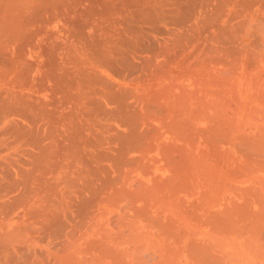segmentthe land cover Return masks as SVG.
Wrapping results in <instances>:
<instances>
[{"label": "bare ground", "instance_id": "bare-ground-1", "mask_svg": "<svg viewBox=\"0 0 264 264\" xmlns=\"http://www.w3.org/2000/svg\"><path fill=\"white\" fill-rule=\"evenodd\" d=\"M260 22L264 23V0H0V264H167L175 262L174 258L181 253L185 264H264V221L254 219L259 215L258 206L260 212L263 210L264 199L257 209L254 207L257 214H253L255 205L251 206L250 200L258 199L259 195H255L257 198L248 196L252 192L246 195L249 187H244L247 197L245 202V197L242 200L248 204L240 200L243 188L238 189L241 193L238 196L244 205H239L233 195L229 198L235 199V206L243 205L242 209L232 206L233 210L235 207V211L242 212L251 207L252 214L250 208V212L236 211L234 217L232 211L224 215L222 208H218L227 199L225 202L220 199V205L215 203L213 207L219 206L215 210L221 213L214 212L220 217L211 209L209 213L215 215L211 213L209 219L208 214V222L204 218L210 230H205L208 241L204 244L202 240L201 244L180 241L194 230L197 219L190 217L194 224L191 221V230L188 229L191 226L186 227L189 231L176 225L180 228L178 231L184 232L179 233V236L183 234L179 239H174L178 236L177 228L167 219L168 222L152 215L154 210L165 206L175 208L168 214L178 215L173 214L181 203L177 191L181 184L184 187L189 184L191 176L187 175V168L200 162L201 156L196 157L195 153L198 138L207 137L201 141L204 142L202 149L205 141L208 145L212 142L217 145L221 135L217 136L218 140L216 135L213 137L220 129L216 127V133L211 134L214 124L228 118V108L238 110L243 106L247 47L254 41L253 30L249 34V28L258 23L256 26H261ZM255 38L258 42L259 37ZM250 55L248 59L252 58ZM253 82L255 88L257 82L255 79ZM261 99L259 102H264ZM199 124L213 126L204 129ZM257 131L254 135L250 132L253 136L250 133L249 136L255 137L257 133L259 138L263 137L264 129L257 128ZM230 138H233L231 132ZM249 140L254 147V139ZM257 141L256 145L260 146ZM246 142H241L243 145L238 142L241 146L237 147L245 148L246 152L240 150L247 159L244 158L246 163L243 159L242 162L249 169L253 167L250 162L253 164L255 160L247 158L248 151H259V146L257 150L251 149ZM263 150L255 153L259 154L254 156L256 161L257 156L264 154ZM197 151L199 155L206 154L203 150ZM155 153L164 157L152 158ZM193 157L199 160L194 161ZM161 158L167 162L162 161L163 166L171 167V174L167 170L170 177L161 176V170H165L158 163ZM226 161L232 160L227 157ZM208 163L205 162L207 166L214 165ZM201 167L196 170L194 165L198 174L195 170L189 173L196 174L195 179L191 178L190 187L196 178L204 175L210 189V183L215 182L210 180L217 178L213 171L220 166L207 168L213 170L209 173ZM262 167L252 168L253 173ZM157 169L161 172H156L159 176L154 172ZM229 171L239 174L236 168L232 169L234 172ZM210 173L215 177L209 180ZM147 174H151V180L156 176L161 178L156 177V182L150 184ZM224 174L219 175V181L217 178L218 184L222 185L220 181L224 179L228 181L223 184L231 193L229 189H235L229 183L233 175L229 179L225 176L226 180ZM237 176L236 179L240 177ZM261 179L264 178L257 181L262 182ZM257 181L254 185L249 182L250 186L256 187L255 191L261 187L257 191L264 197V192L261 193L264 184L255 186ZM201 183L199 187L204 190L200 192L205 194L208 186L204 188L205 184ZM154 190L160 195H152ZM186 192L188 195L189 191ZM206 194L210 198L215 195ZM208 202L203 204L207 206ZM211 202L216 201L211 198ZM227 203L224 207L229 206ZM198 206L199 209L201 204ZM193 210L187 213L194 215ZM187 213L183 210L178 217L186 221ZM195 214L203 222L197 209ZM236 214L252 215L251 218L254 215V220L245 217L248 221L243 222V216ZM135 220L158 224L155 226L159 232L156 227L153 229V224V227L146 225L157 234L148 236L151 228L142 230ZM185 224L181 223V227ZM134 225L142 233L139 231L137 235ZM144 231L148 235H142ZM192 232L190 236L197 235ZM171 237L179 241L182 248L177 249L183 252L171 249L177 243L170 241ZM161 242L163 245L172 242L169 247L172 251Z\"/></svg>", "mask_w": 264, "mask_h": 264}, {"label": "rangeland", "instance_id": "rangeland-1", "mask_svg": "<svg viewBox=\"0 0 264 264\" xmlns=\"http://www.w3.org/2000/svg\"><path fill=\"white\" fill-rule=\"evenodd\" d=\"M260 23H261V22H260ZM256 25H259V23L256 24ZM256 25L252 26V28H249V34L252 32L251 30H253V32L251 33V36H252V34H254V35H253L254 37H252L254 41H253L252 44L249 42L250 45H249V43L247 44V46H248V45H249V46L247 47L248 50H247V53H246L247 55H246V60H245V69L247 68V69H246L247 71L245 70V79H244V91H245L244 104H243V106H242L240 109L238 108V110H237V109L235 110V109L232 108V107L228 108L227 111H228V115H229V116H227L228 118L225 119L226 122H225V120H224V122L222 121V122H219V124H218V123H217V124L215 123L216 125H215V124H214V126L212 125V126H213V128H212L213 130H211V134H213L212 131H214V132L216 131V129H214L215 127H216L217 129H218V128H220V129L217 130V131H218L217 133H219V135L215 132L216 134H213L214 136L211 135V137H212V136L215 137V135H216V138H217V136H220V135H221V139L223 138L222 140H221V139L218 140V138H217V139L214 138L215 140H218V141H217V145H215V142H212L211 144H209V145H211V146H209V145L207 144L208 142L205 141V144H207V145L205 146V144H204V148L206 147L205 149L208 150V151L206 150L207 152H205V151H204L205 149H204V148L202 149V146H201V144H203L204 142L202 143L201 141L206 140L207 137L205 136V137H202V138H201V137L198 138V141H197V143H198V144H197L198 149L196 148V152H195V153H196V157H197V155H198V156H201V158L199 157V158H200V162L198 161L199 159L197 160V158H194V157H195V156H194V157H193V158H194L193 160L195 161V159H196V160L198 161L199 164H198V163L196 164V162L193 163V164H192V167L187 168V169H188L187 172H189V173L191 172V173H192L193 170H195L194 165H196V170H197V168L199 169V167H201V166H202L201 168H203L204 165L207 166V164H205V162H209L208 164L211 163V164H214L215 166H216V164H217V166H220V168H221V169H220L219 167L216 166L218 171L215 169L216 167H215L214 165H212V167H211L210 165H208L207 167H204V168H205V170H206L207 168H209L210 170H211V168L215 169L217 172H216L215 170H214L215 172H214L213 170H212V171H213V175H214V173L216 174L215 176H217L218 181L221 179V178L219 177V175H220V174H221V175L224 174V173H222V172H225L223 178H226V177H227V178L229 179L230 177H232L230 174H232V175H233V179L230 178V179H229V183H230V185H231V184L235 185L234 187L231 186L232 189L235 188L234 191H235V190L237 191L238 189L242 190L241 188H243V191H241V192L244 194V191H245V188H244V187H249V188H251V189L248 188V189H249V190H248L249 192H248V193L246 192V193H247L246 195H248L250 192H252V193L248 195L249 197L251 196V197L257 198V197H258L257 195H259V197H258L259 200H258V199H253V198H252V200H250V201H252L253 203L251 204V202H250V203H249V206H250V204H251V206H253V204L255 205V206H253V214H257L256 212L259 211V215H258V214L255 215V216H257V218L255 217L254 219H255V220H256V219H259V220L264 221V208H263L264 206L262 207L263 210H262L261 212H260L261 207L258 206V205L260 204V203H259L260 200L264 199V197L262 196L263 194L261 195V194L259 193V192H260V189H259V188H261V187H258V188H257V190L259 191V192H258L257 190H256V191L254 190L256 187L252 186V187H254V188L252 189V187L250 186L251 184L254 185V184H253L254 181H257L258 178H261V177L264 178V173H263V172H264V171H263V170H264V154H263L264 150L262 151V154H263V155L260 156V157H262V158H260L259 156H257V157L259 158V159L257 158V161L260 160L261 162H260V161L257 162L256 159H254V156L259 155V154H255V153H256V152L258 153L260 150H262V148L264 149V141H263L264 139H262V138L264 137V135H263V137L260 136L261 138H259V135L257 134V133H258L257 128H261V131L264 129V128L261 127V126L264 127V112H263V111H264V102H261V101H262V99H261L262 97H263V101H264V96H263V94H264V82H263V81H264V72H262V71H264V63H262V59H263V62H264V55H262V52L264 53V48H263V47H264V46H263V45H264V31H263V30H264V23H263V24L261 23V26H259V27L256 26ZM257 27H258L259 31L257 30ZM256 30H257V31H256ZM250 31H251V32H250ZM258 33H259V34H258ZM261 33H262V34H261ZM259 35H260V36H259ZM261 35H262V37H261ZM255 37H257V38L259 37V39H261L260 41H259V39H258V42H259V43L257 42V40H255V39H256ZM255 43H256V44H255ZM249 48H250V49H249ZM257 48H258V49H257ZM260 48H261V50H260ZM262 49H263V50H262ZM249 50H250V51H249ZM257 50H258V51H257ZM254 51H257L259 54L261 53L260 56H259V54H258L257 52H255L257 55H256L255 53L253 54ZM248 52H251V53H249V54H251V55H250V56L252 57V58L250 57L251 59H248V57H249V56H248V55H249ZM252 54H253V56H252ZM255 55H256V56H255ZM254 56H255V57H254ZM258 56H259V59H258ZM256 57H257V58H256ZM255 59H256L257 61H256ZM260 59H261V61L259 62ZM258 62H259V63H258ZM249 64H250V66H249ZM251 65H252V67H251ZM255 66H256V67H255ZM248 67H249V69H248ZM252 68H254V70H253ZM257 68H258V69H257ZM250 69H251V70H250ZM261 69H262V70H261ZM258 70H259V71H258ZM260 70H261V71H260ZM248 71H249V72H248ZM257 71H258L259 73H258ZM260 72H261V74H260ZM256 74H257L258 76H260V78H259ZM259 74H260V75H259ZM261 75H262V76H261ZM254 76H255V77H254ZM249 78H250V80H249ZM251 79H252V80H251ZM253 79H255V81L257 82V83H256L257 85L255 86V88L253 87V86H254L253 84H255V83L253 82ZM262 79H263V81H262ZM247 80H248V81H247ZM257 80H258V81H257ZM259 80H260L261 82H260ZM249 81H250V82H249ZM251 82H253V83H252V87L250 86V85H251ZM247 83H248V84H247ZM261 83H262V84H261ZM250 87H251V88H250ZM259 87L262 89L263 92H261V89L259 90ZM252 88H253V90H252ZM256 88H257V90H256ZM248 90H249V91H248ZM251 90H252L253 92L256 90V91L254 92V93H256V94L254 95V93H253ZM247 94H248L249 96H248ZM260 94H261L262 96H261ZM252 95H254V96H252ZM258 96H260V97H258ZM253 97H254V98H253ZM259 98L261 99L260 102H259V100H260ZM258 99H259V100H258ZM247 100H248V102H250L249 104H248V102H246ZM250 100H251V101H250ZM254 103H256V104H254ZM246 104H248V105L246 106ZM253 104L256 105V106H254ZM254 107L256 108V112H255V113H256L257 115H255V113H254V111H255V108H254ZM257 107H258V108H257ZM259 108H260V109L263 108V109L260 110ZM248 109H249V110H248ZM250 109H251V110H250ZM258 110H259L260 112H259ZM227 111H226V112H227ZM231 111L236 113V115H235L236 117H235V118H234V114H235V113H232ZM238 111H239V112H238ZM250 111H251V113H250ZM257 111H258V112H257ZM230 112H231L232 114H229ZM262 113H263V114H262ZM248 114H249V115H248ZM261 114H262L263 117L261 116ZM231 115L233 116V120L230 119V118H232ZM250 115H251V116H250ZM259 115H260V116H259ZM230 116H231V117H230ZM259 118H260V119H259ZM229 119H230V120H229ZM255 119H256V120H255ZM227 120H228V121H227ZM237 120H238V121H237ZM228 122H229V123H228ZM233 122H234V123H233ZM262 122H263V124H262ZM224 123H225V124H224ZM232 123H233L234 126L231 125ZM259 123L262 124V125H260ZM226 124H227V125H226ZM255 124L258 125V126L260 125V126L258 127V126H256ZM200 125H202V126H200ZM228 125H229V127H228ZM206 126H207L208 128H211V127H212V126L210 127V126H208V125H206ZM206 126H204L203 124H199V127H200V128L203 127V128L205 129ZM218 126H221V127H218ZM255 126H256L257 128H256ZM207 127H206V128H207ZM232 127H234V128L231 129ZM251 127H252V128H251ZM253 128H254V129H253ZM255 128H256V129H255ZM222 129H223V130H222ZM225 129H226V130H225ZM230 129H231V130H230ZM258 130H259V129H258ZM219 131H221V132H219ZM255 131H257L256 136H255L256 139H255V137H251V136H253V135L255 134ZM261 131H260V132H261ZM230 132H231V137H233L232 139L230 138ZM250 132H252L253 135H252ZM253 132H254V133H253ZM249 133H250L251 136H249ZM263 133H264V132H263ZM263 133H259V134L261 135V134H263ZM241 134H242V135H241ZM247 134H248V135H247ZM165 135H167V133H166ZM234 135H235V136H234ZM243 135H247V136H244V137H247L246 140L248 141V143H249V141H250L249 139H251V140L254 139V140H252L253 142H252V141H251V142L254 143V141H255V145H254V144H252V145L256 148V150L258 149V148H257V145H258V144L256 145V141H257L258 139L261 140V143H260V141H257V142L260 144V146L263 145V146H261L262 148L258 145V146H259V151H258V150H257V151H255V150H250V151L252 152V154H250V155H249L250 151L247 150V151H248V157H247V158L250 157L249 159H251L252 162L255 160V161L253 162V164H252V163L249 161V159H248V161L250 162V164L253 165V167H251V168H249V169H251V171H252V168L258 169L257 167H259V168L261 169V167L263 166L261 171L258 170V173H257V171L255 170L254 173H255L256 175L253 173L254 169H253L252 172H250V170L247 168L248 165H247V164L245 165V163H246L245 160H247V159H246V157L243 156V154L241 153V151H243L245 148L243 147V149L241 150V149H240L241 147H240V148L238 149V147H239L238 145H240V144H238V142H239V143H241V142L243 143L244 141L246 142L245 138L242 137ZM209 136H210V135H208V139H210ZM222 136H223V137H222ZM236 136H237V139L235 138ZM239 136H241V139L244 138V140H243V139H242V140H241V139H238ZM226 137H229V138L231 139V143H232V140H233L234 142L236 141V142H235V143H236L235 145H234V142L232 143V144H233L232 147L234 146V148H231V143H229L230 140L228 141L229 138L226 139ZM248 137H251V138L248 139ZM203 138H206V139L203 140ZM257 138H258V139H257ZM211 139H213V138H211ZM214 139H213V140H214ZM171 140H173V139H171ZM213 140H210V141L208 140V141H209V143H210V142L213 141ZM240 140H241V141H240ZM227 142H228V143H227ZM213 143H214V144H213ZM222 143H223V144H222ZM242 143H241V144H242ZM246 144H247V142L244 144V146H245ZM213 145H215V147H216V148L214 147V150H213ZM227 145L229 146V148H228ZM242 145H243V144H242ZM199 146H200V147H199ZM217 146H219V147H217ZM226 146H227V147H226ZM237 146H238V147H237ZM240 146H241V145H240ZM249 146H251L250 143H249ZM236 147H237V148H236ZM254 147L251 146V149H254ZM209 148H210V149H209ZM225 148H226V149H225ZM227 148L229 149L230 153H229V151H227V150H228ZM247 148H248V147H247ZM247 148H246V149H247ZM200 149H202L203 152H205L206 154L203 155V156H202V155H199V153L197 154V152H198L197 150L200 151ZM202 150H201V151H202ZM225 150H226V151H225ZM240 150H241V151H240ZM201 151H200V152H201ZM224 151H225L228 155H227ZM203 152H202V153H203ZM243 152H246V151L244 150ZM213 153H215V154L213 155ZM221 153H222V154H221ZM231 153H232V154H231ZM253 153H254V155H253ZM153 154H154V153H153ZM158 154H159V153H158ZM158 154L155 153L154 156L152 155V156H153L152 158H154L155 156H157L159 159H160V157H164V156H162V154H161V156L158 155ZM203 154H204V153H203ZM218 154H219V155H218ZM217 155H218V156L221 155L220 157H222V158L218 157ZM225 155H226L227 157H230V160H232V161H230V162L228 163L227 161H229V158H228V160L226 161L227 157H226ZM229 155H230V156H229ZM231 155H232V158H231ZM238 155H239V156H238ZM245 155L247 156V154H245ZM260 155H261V152H260ZM214 156H215V157H214ZM216 156H217V157H216ZM223 156L226 157V158L224 159ZM252 156H253V157H252ZM206 157H207V158H206ZM233 157H234V158H233ZM214 158H215V159H214ZM244 158H245V160H244ZM252 158H253V159H252ZM255 158H256V157H255ZM155 159H157V158H155ZM159 159H158V163H159V161H160L159 164H161L162 161H165V162H166V160H164L163 158H161L162 160H159ZM205 159H206V160H205ZM212 159H214V160L220 159V161L217 160V162H218V163H217V162H215V161L212 160ZM221 159H222V161H221ZM223 159H224L226 162H225ZM235 159H236V160H235ZM242 159L244 160L243 162H245L244 164H243V162H242ZM153 160H154V159H153ZM193 160H192V161H193ZM203 160H205V161H203ZM209 160H210V161H209ZM248 161H247V162H248ZM156 162H157V161H155V163H156ZM165 162H164V163H165ZM203 162H204V165H203ZM213 162H214V163H213ZM219 162H220V164H219ZM222 162L225 163V164H223ZM255 162L258 163L256 167L254 166V165H255V164H254ZM158 163H157V165H158ZM162 163H163V162H162ZM166 163H167V162H166ZM201 163H202V164H201ZM227 163H228V164H227ZM239 163H240V164H239ZM241 163H242L243 165H242ZM262 163H263V164H262ZM200 164H201V165H200ZM235 164H236V165H235ZM238 164H239L240 166H238ZM260 164H261L262 166H261ZM161 165H162V164H161ZM161 165H158V166H160V169H162V167H163V170H164V169H165V170H164V171L161 170V172H163V173L161 174L160 170L157 169V170L154 171L155 174L158 175V173H156V172L159 171L160 174H161V176L167 174L166 176H169V177H170V174H171V172H170L171 170L169 169L170 166H169L168 164H166V166H167V168H168V169H167V168H165V167H166L165 165H164L165 167H164L163 165H162V167H161ZM224 165L228 166V168H227L226 166H224ZM234 165L237 166L238 168L235 167ZM259 165H260V166H259ZM222 166H223V167H222ZM244 166H247V167H244ZM210 167H211V168H210ZM214 167H215V168H214ZM225 167L227 168L228 171H229L230 169H231V171H232V169H234V171H235V168H236V171H238V173H239L238 176H240V177H238V176L236 175V173H235V174H234V173H230V171H229L230 174H228V171H226V168H225ZM170 168H171V167H170ZM204 168H203V169H204ZM242 168H243V169H242ZM244 168H246L247 170L244 169ZM187 169H186V170H187ZM219 169H220V171H219ZM223 169H225V170L223 171ZM239 169H240V170H243L244 173H245V172H248V173H246V174L248 175V177H247V175L244 174V173L241 174ZM167 170L170 172V174H169V172H168ZM190 170H191V171H190ZM196 170H195V172H196V174H198V172H197ZM201 170H202V169H201ZM201 170H199V172H200ZM205 170H202V171H205ZM210 170L208 171V169H207L205 172H206V173L212 172V171H210ZM221 170H222V172H221ZM172 171H173V170H172ZM202 171H201V172H202ZM234 171H232V172H234ZM218 172H220L219 175H217ZM226 172H227V173H226ZM260 172H261V174H259ZM189 173H188L187 175L191 176V178L194 177V179H195L196 174L194 173V174L190 175L191 173H190V174H189ZM250 173L252 174V176H251ZM168 174H169V175H168ZM203 174H205V173L203 172ZM147 175H148V176H145V177H149V179L151 180V178H152V177H150L151 174H147ZM156 175H155V176H156ZM201 175H202V173L200 174V176H201ZM205 175H207V174H205ZM210 175H211V173H210ZM213 175L209 176L210 178H207V177L205 176V178H207V179L210 180V179H212V177H215V176H213ZM221 175H220V176H221ZM234 175H236V176L238 177L237 179H240V180L237 181L236 176H234ZM249 175H250V178H249ZM259 175H260V176H259ZM261 175H262V176H261ZM135 176H136V175H135ZM152 176L155 177L154 175H152ZM158 176H159V175H158ZM158 176H156V177H157V180H159V179L161 178V176H160V177H158ZM185 176H186V174H185ZM192 176H193V177H192ZM207 176H208V175H207ZM222 176H223V175H222ZM225 176H226V177H225ZM241 176L243 177V179H242ZM245 176H246V179L244 178ZM253 176H254V177H253ZM156 177H155V178H156ZM163 177H164V176H163ZM169 177H168V178H169ZM183 177H184V176H183ZM197 177H198V176H197ZM234 177H235L236 181L234 180ZM155 178H153V180H151V181H150L148 178H145V179H148L149 181H148V180H146V181H148L150 184H152L153 181L156 182V180H154ZM164 178H166V177H164ZM184 178H187V177H184ZM191 178H188V180H190V181H188L189 184L187 183L188 185H185V187H184V185L182 186V184H181V186L179 185L180 188L178 187L179 190H178V188H177V190H178V191H177V192H178V193H177V194H178V197L181 198V199L178 198V199H179L178 202L180 203V201H181V203L183 202V203H182L183 205L188 206L186 209H184L185 207H184L183 205L181 206V203H180V204L178 203V204L181 206V207H179V205H177V207H178V208H177V211H179V212H177L176 210H175L176 212L173 211V214L178 213V215L175 214L174 216H172V215L169 213L171 217L169 216L168 212H170V210L172 211V210L175 209L173 206H165L163 209L161 208V209L163 210L162 213H160L162 210H154V211L152 212V213H153L152 215H154L155 217H158L159 219L162 218V220H164V221H167V220H168L169 223L172 224L173 227H174V226L176 227V225H177V226L180 227V228H184V230H187L186 227L188 228V227H190V226H191V228H188V229L191 230L192 227H193L192 225L194 224V223H193L194 220L192 221V219H193V218H194V219H197L198 222H196L197 220H195V222H196L195 224H196L197 226L194 225V227L196 226V227H195L196 229L193 227L194 230H192V231H195V233L197 232V235L195 234L196 236H195V235H191V236H190V234H192L193 232L187 230V231H189V232H191V233H188V232L186 231V232L188 233V235L185 234L184 236H186V237H183V238H182L181 236H182L183 234H180L181 236H179V233H181V231H183V230L181 229L180 231H178L180 228L176 227V228H177L176 230L178 231V236L176 235L177 238H176L175 236H174L175 238H174V237H173V238H174V239H179V238L181 237L180 241L183 240L181 243H184V241L187 242V243H188L189 241H191V243H192V242L196 243V242L199 241V244H201V243L204 244V242H205L206 239H207V240H206L205 243H207V241H208L207 234H206L207 232L205 233V230L208 231V232L210 231V230H208V226H207L208 224L205 223L204 218L207 220V222H208V219H207L208 217H209V219H211V216H210V215H211L212 212L209 213V212L211 211V209H212V211L214 212V210H215L216 208L219 207L218 205H220V199L222 200L221 202H225L224 199H227V200H226V203H227V202H229V203H227L226 206L229 205V206L232 207V206H235V204H236V203L234 204L235 199L238 198V203H239V205H240V204H243V203L246 201V197H247V196H245V194H244V196H242L243 194L241 195L240 200L242 201V200L245 199L244 202L242 201L243 203H241V201L239 200V196H240V194H241V193H240V190H238L239 193L235 195L236 191L234 192L233 190H231V189L228 188L230 185H227V188L230 190L229 192H231V193H228V190H227L226 187H225L226 185L223 184V183L225 182V179H224L223 181H222V180L220 181V182H222V185H221V183L218 184L217 178H214V180L212 179V181L210 180V182L215 181L214 183H210L211 185H212V184L214 185V184L216 183V181H217V183H216L214 186H217V187H218L217 190L219 189V191H216V188H215L213 185H212L213 188H212V186L210 185V187H211L210 189H213V190L209 191L210 189H209L208 184H207L208 188H207V186H206V184H205L208 180L204 179V175L201 176L202 179L199 178V177L196 178L195 182H194L193 185L190 187V185H191L190 182L192 181ZM219 178H220V179H219ZM223 178H222V179H223ZM227 178H226V180H227ZM203 179H204V180H203ZM215 179H216V180H215ZM244 179H245V180H244ZM162 180H163V178H162ZM164 180H165V179H164ZM185 180H186V179H185ZM199 180H200V181H199ZM241 180H243L245 184H244L243 181H241ZM248 180H249V181H248ZM193 181H194V180H193ZM202 181H203V185L205 184V185H204V186H205L204 188H207V190L204 191L205 194H203V192H200V191H203V190H204V189H202V187H199L200 185L202 186V183H201ZM205 181H206V182H205ZM230 181H231V182H230ZM251 181H252V182H251ZM260 181H262V179H261ZM263 181H264V179H263ZM263 181H262V182L257 181V182H258V185H257V182H256V183H255V186H259V183H260V186H262V185L264 184ZM154 182H153V184H154ZM185 182H186V181H185ZM196 182H197V183H196ZM226 182H228V181H226ZM226 182H225V184H227ZM239 182H241V183H239ZM246 182H248V183L250 182L251 184H250V183L247 184ZM191 183H192V182H191ZM198 183H199L200 185H199ZM208 183H209V181H208ZM262 183H263V184H262ZM194 184L197 185L198 188L195 187ZM217 184H218V185H217ZM241 184H242V185H241ZM220 185H221L222 187H220ZM237 185H238V186H237ZM192 187H193V189H194V187H195V189H197V190H196L197 192L192 193L191 191H194V190H195V189L192 190ZM219 187H220V188H219ZM223 187H225V188H223ZM237 187H238V188H237ZM236 188H237V189H236ZM190 189H191V190H190ZM208 189H209V190H208ZM220 189H221V191H222L223 193L220 191ZM163 190H164V189H163ZM250 190H254V191H250ZM262 190H264V188H263ZM262 190H261V193L264 192V191H262ZM186 191H187V192H186ZM188 191H189V194L186 195L185 192L188 193ZM206 191H209V192H206ZM214 191H215V193H214ZM238 191H237V192H238ZM152 192H153V194H152V193H150V194H152V195L155 196V194L157 193V190H154V191H152ZM190 192H191L192 194H190ZM212 192H213V193H212ZM220 192H221V193H220ZM224 192H227L228 194H226V193H224ZM232 192H233V193H232ZM254 192H255V193H254ZM154 193H155V194H154ZM158 193H159V194H158ZM158 193H157V194H158V196H159V195H160V192H158ZM182 193H183V194H182ZM196 193H197V194H196ZM200 193H201V194H200ZM206 193H211V194H212L211 196H213L214 194L216 195V193H217V194H218V195H217V196H218L217 199L220 197V198L218 199L219 201H218L216 198H214V196H215V195H214V196L211 197V198H212V200L214 199V201H216V202H214V203L211 202V203H212V204H211V203H210L211 198H210V196H209L208 194H206ZM157 194H156V196H157ZM179 194H182L184 197H182V195H179ZM202 194H203V195H202ZM252 194H253L254 196H252ZM199 195H200V196H199ZM204 195H205L207 198H208V196H209V198L206 199V197H205ZM226 195L228 196V198H229L231 195H233V196H234L233 198H235V199L233 200V198L231 197V199L229 198V200H228V198H227ZM238 195H239V196H238ZM255 195H256L257 197H256ZM202 196H204V199H205V200L203 199L204 202H206L207 200L209 201V202H208L209 204H207L208 207L205 206L206 203L203 204V203H204L203 201H202L201 203H198V202H200V201L202 200V198H203ZM223 196H225V198H224ZM236 196H238V197H236ZM139 197H140V196H139ZM139 197H137V198L140 199ZM199 197H200V198H199ZM244 197H245V198H244ZM249 197H248V200H249ZM182 198L184 199L183 201H182ZM198 198H199V199H198ZM243 198H244V199H243ZM200 199H201V200H200ZM209 199H210V200H209ZM255 200H258V202L255 201ZM231 201H232L233 205H232ZM233 201H234V202H233ZM236 201H237V200H236ZM239 201H240V202H239ZM218 202H219V203H218ZM136 203H139V202L136 201ZM184 203H185V204H184ZM190 203H191V204H190ZM197 203H198V204H201L200 208L202 207V209H204V208L206 207V209H204V210H202V209H200V208L198 209L199 206H198ZM215 203H217L218 205H217V207L213 208V207L216 205ZM226 203H225V204H226ZM230 203H231V205H230ZM194 204H195V205H194ZM196 204H197V205H196ZM214 204H215V205H214ZM225 204H224V205H225ZM244 204H245V203H244ZM244 204H243V205H244ZM246 204H248V203H246ZM246 204H245V205H246ZM191 205H192V206H191ZM211 205H212V208H211ZM224 205L221 204L220 206H223V207H224ZM243 205H242V206H243ZM260 205H261V204H260ZM194 206H195V207H194ZM197 206H198V207H197ZM229 206H228V207H224V208H223V207H220V208H218V209H220V210H221V208H222V210H224L225 208H226V209H229V210H226V209H225V210H226V211L224 210L225 212H223V211L221 210V212L224 213V215H225L226 213H228V212H229V214L233 213V214L231 215V216H233V217H234V213H236V211H237V212H238V211L241 212L240 210L242 209V208H241L242 206L240 207V206H238V204H237V206L240 207L241 209H240V210H236V211H235V207H237V206L234 207V210H233V207H232V208H231V207L229 208ZM257 206L259 207V208H258L259 210L256 211ZM169 207H170V208H169ZM171 207H173V209H172ZM196 207H197V208H196ZM203 207H204V208H203ZM244 207H245V206H244ZM244 207H243V210L245 209ZM254 207H255L256 209H254ZM166 208H168L169 211L166 212V211L164 210V209H166ZM195 208L197 209V215L199 214V213H198L199 210H202V212H200L201 214H199V215H202V217H201V221L203 220V222H204L205 224H203V222H200V221H199V220H200V217L197 216V218H196V216H195V215H196V214H195L196 209H195ZM246 208H247L246 210L249 211V209H250L251 207H246ZM178 209H179V210H178ZM193 209H195V210H193ZM236 209H237V208H236ZM181 210H182V211H181ZM183 210H184V213L192 212V210H193L194 215H193L192 213H189V214H190V216H189V214L187 213V214H186V216H187L186 218L189 217V218H188L189 220H188V219H186V221H185L184 219L182 220V219H180V217H178V216H179V213H182V214H183ZM189 210H190V211H189ZM246 210H244V211H242V212H246ZM156 211H157V212H156ZM185 211H186V212H185ZM204 211H205V212H204ZM215 211H216L217 213L220 212L219 210H215ZM231 211H232V212H231ZM248 211H247V212H248ZM250 211H251V214H252V208H251ZM250 211H249V212H250ZM254 211H256V212H254ZM154 212H156V214H155ZM158 212H159V213H158ZM221 212H220V213H221ZM230 212H231V213H230ZM242 212H241V213H242ZM202 213H203V214H202ZM214 213H215V212H214ZM217 213H215L216 216H217V215L219 216V214H217ZM157 214H159V215L157 216ZM165 214H167L168 217H167V215H165ZM191 214H192V216H191ZM205 214H206V215H205ZM208 214H209V215H208ZM212 214H213V213H212ZM215 214H213V215H215ZM237 214H238V213H237ZM237 214H236V215H237ZM243 214H244V213H243ZM243 214L241 215V216H243V218H241L240 214L237 215V217L239 216V217L243 220V222H244V221L247 222L248 220H247V219H246V220L244 219V218L247 217V216H245V215H243ZM245 214H246V213H245ZM207 215H208V217H207ZM213 215H212V216H213ZM220 215H222V217L224 216L223 214H220ZM236 215H235V217H236ZM246 215H248V214H246ZM159 216H160V217H159ZM164 216L167 217V218H164ZM175 216H176V217H175ZM194 216H195V217H194ZM216 216H213V217L216 218ZM218 216H217V217H218ZM251 216H252V215H251ZM251 216L249 215L247 218L249 219V217H250L249 220H251V219L254 217V215H253L252 218H251ZM258 216H260V217H258ZM172 217H173V218H172ZM190 217H193V218L190 219ZM219 217H220V216H219ZM219 217H218V218H219ZM237 217H236V218H237ZM153 218H154V217H153ZM163 218H164V219H163ZM168 218H170V219L172 218V219L169 220ZM176 218H179V219L176 220ZM215 218H214V219H215ZM166 219H167V220H166ZM254 219H252V220H254ZM179 220H181V221H179ZM135 221H136V220H135ZM168 221H167V222H168ZM170 221H171V222H170ZM174 221H176V222H174ZM182 221H185V222H182ZM189 221H190V223H189ZM191 221H192L193 224L191 223ZM126 222H127V220H126ZM139 222H140V221H139ZM147 222H148V221H147ZM178 222H180V223L178 224ZM199 222L201 223V227H200V225H199ZM249 222H250V221H249ZM137 223H138V222L136 221V224H137ZM141 223H143V224H141ZM141 223H138V224H140L139 227H140V228L145 227V229H146V227H149V226H151V227L154 226V227H153V229H154V228L156 227L155 225H158V224L151 223V224H153V226H152L150 223H149L150 225H149L148 223H146V221H143V222H141ZM173 223H174V224H173ZM181 223H183V224L186 223L188 226L185 224V227H184L183 225H182V227H181ZM197 223H198V224H197ZM131 224H132V223H131ZM138 224H137V225H138ZM190 224H192V225H190ZM141 225H142V226H141ZM146 225H149V226H146ZM179 225H180V226H179ZM205 225H206V226H205ZM134 226H135V225H134ZM204 226H205V228H204ZM139 227H136V226L134 227V228H135L134 231H138L137 235H139L140 233H142V230H145L144 228H143L142 230H141V229L138 230ZM151 227H149L148 229H150ZM198 227H200V228H198ZM137 228H138V229H137ZM156 228H157V227H156ZM156 228H155V229H156ZM136 229H137V230H136ZM153 229L151 228V229L149 230V235L146 234L145 231L143 232L142 235H148V236H151V237H152V236H156V235H157V234H156V231H157V233L159 232V231H158V228L156 229V231L153 230ZM197 229H198V231H196ZM199 229H200V230H199ZM146 230H147V229H146ZM139 231H140V233H139ZM154 231H155V234H154ZM199 231L202 232L201 234H204V233H205L206 236H205V234H204V236H203V235L201 236L200 233H199V235H198V232H199ZM183 232H184V231H183ZM183 232H182V233H183ZM203 232H204V233H203ZM135 233H136V232H135ZM147 233H148V232H147ZM150 233H151V234H150ZM152 234H154V235H152ZM187 236H188V237L190 236V239H188ZM200 236H201V237H200ZM199 237H200V238H199ZM171 238H172V237H171ZM171 238H170V239H171ZM173 238H172V239H173ZM184 238H185V239H184ZM186 238H187V239H186ZM174 239H173V240H170V241H172V242H173V241H174V242L177 241V243H175V244H172V242H171L170 244L164 242V245L166 246V248L171 247V244H172L171 249L173 248L174 250H175V249L178 250V249L182 248V247H180V246L178 245V242H179V241H178V240H174ZM199 239H200V240H199ZM201 240H202V241H201ZM200 241H201V243H200ZM168 242H169V241H168ZM161 243H162V242H161ZM165 243L168 244V245H166ZM181 243H180V245H181ZM158 244H160L159 241H158ZM176 244H177V245H176ZM122 245H125V244H122ZM160 245H161V244H160ZM164 245H163V243H162V246H164ZM173 245H174V247H175V245H176V247L174 248ZM165 246H164V247H165ZM177 247H180V248L177 249ZM183 248H184V247H183ZM164 249H165V248H164ZM164 249H163V252H164ZM169 249H170V248H169ZM169 249H168V250H169ZM171 249H170V250H171ZM174 250H173V251H174ZM171 251H172V250H171ZM171 251H170V252H171ZM181 251L183 252L182 249H181V250H178V252H181ZM174 252L177 253V251H174ZM174 252H173V254H174ZM182 254H183V253H181V255H180L179 257L177 256L176 258H174V261H175V262H171V263H167V264H176V263H179V262H180L181 264H185L186 262H184V261H185V259H184V255H182ZM177 258H178L179 261H178V260L176 261ZM180 259L182 260V262H181ZM172 260H173V259H172ZM186 261H188V259H187ZM124 264H126V263H124Z\"/></svg>", "mask_w": 264, "mask_h": 264}]
</instances>
